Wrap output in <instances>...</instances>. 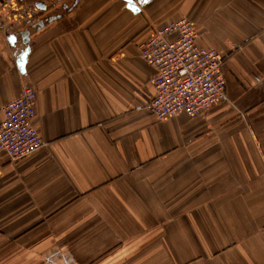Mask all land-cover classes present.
<instances>
[{"label":"crops","instance_id":"0c3cea01","mask_svg":"<svg viewBox=\"0 0 264 264\" xmlns=\"http://www.w3.org/2000/svg\"><path fill=\"white\" fill-rule=\"evenodd\" d=\"M134 1L0 0V124L31 85L45 140L0 152V264H264V0ZM182 16L227 98L159 119L140 44Z\"/></svg>","mask_w":264,"mask_h":264},{"label":"built area","instance_id":"2783aa9c","mask_svg":"<svg viewBox=\"0 0 264 264\" xmlns=\"http://www.w3.org/2000/svg\"><path fill=\"white\" fill-rule=\"evenodd\" d=\"M197 38L193 21L182 16L154 27L140 44L141 56L155 69L150 108L159 119L195 117L227 98L224 54L199 45ZM37 101V90L25 85L21 95L2 108L0 152L14 161L45 144L33 125Z\"/></svg>","mask_w":264,"mask_h":264},{"label":"flooded vegetation","instance_id":"af4514ba","mask_svg":"<svg viewBox=\"0 0 264 264\" xmlns=\"http://www.w3.org/2000/svg\"><path fill=\"white\" fill-rule=\"evenodd\" d=\"M49 1H53V0H46V2H49ZM50 11V15L48 16H45L44 13ZM25 14L30 16L31 19L32 18H36V17H39V16H45V18H47V20L51 19V17H54L55 13L53 14L52 10L50 7L46 6V7H43V8H39L37 7V5L35 6H30L28 7L27 9H25Z\"/></svg>","mask_w":264,"mask_h":264},{"label":"water","instance_id":"95a60500","mask_svg":"<svg viewBox=\"0 0 264 264\" xmlns=\"http://www.w3.org/2000/svg\"><path fill=\"white\" fill-rule=\"evenodd\" d=\"M129 1H130V3H131L132 5H135V1H134V0H129ZM135 8H136V7H135ZM13 40H14V37H13ZM11 44H13L12 41H11ZM12 46H14V45H12ZM26 55H27V50H25L24 53H22L21 56L18 58L17 61H19V63H20L21 65L25 64V57H26Z\"/></svg>","mask_w":264,"mask_h":264},{"label":"rangeland","instance_id":"374dc122","mask_svg":"<svg viewBox=\"0 0 264 264\" xmlns=\"http://www.w3.org/2000/svg\"><path fill=\"white\" fill-rule=\"evenodd\" d=\"M32 1V0H31Z\"/></svg>","mask_w":264,"mask_h":264}]
</instances>
